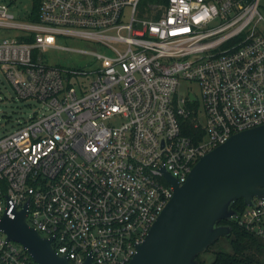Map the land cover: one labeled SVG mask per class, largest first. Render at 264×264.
<instances>
[{"label":"built area","instance_id":"obj_1","mask_svg":"<svg viewBox=\"0 0 264 264\" xmlns=\"http://www.w3.org/2000/svg\"><path fill=\"white\" fill-rule=\"evenodd\" d=\"M140 1L40 0L37 21L0 1V71L41 105L0 136V221L25 211L70 264H128L173 195L165 174L182 185L201 156L264 125L259 0H164L138 13ZM47 50L92 60L50 65ZM233 220L260 238L264 264V198ZM0 264L36 263L0 229Z\"/></svg>","mask_w":264,"mask_h":264},{"label":"water","instance_id":"obj_2","mask_svg":"<svg viewBox=\"0 0 264 264\" xmlns=\"http://www.w3.org/2000/svg\"><path fill=\"white\" fill-rule=\"evenodd\" d=\"M165 176L173 195L128 264H200L201 254L231 235V226L221 221L236 217L234 202L242 198L249 206L264 198V125L234 134L201 156L182 185ZM0 229L36 264H70L26 224L25 211L3 218Z\"/></svg>","mask_w":264,"mask_h":264},{"label":"rangeland","instance_id":"obj_3","mask_svg":"<svg viewBox=\"0 0 264 264\" xmlns=\"http://www.w3.org/2000/svg\"><path fill=\"white\" fill-rule=\"evenodd\" d=\"M149 3L147 0H141L139 2L137 11L144 13L143 6H147ZM14 9L18 13L24 12V16H27V12L31 10V0H19L14 4ZM16 6V7H15ZM258 10L264 18V0H259ZM64 44L80 49L82 51H96L97 47L89 45L85 42L67 41ZM47 62L50 65H63L66 67H80L88 68V63L92 60V56L83 53H69L59 52L55 50H47L45 52ZM189 86L196 91L197 85L194 83H188ZM186 83H182L180 91L183 93ZM41 105L34 100H21L18 99L9 81L5 75L0 71V136L11 132L16 126L23 122H27L35 115H40ZM223 251L227 253L232 252L230 241L227 237H220L208 251L199 256L200 264H210L213 260L214 252ZM262 259V258H261Z\"/></svg>","mask_w":264,"mask_h":264},{"label":"trees","instance_id":"obj_4","mask_svg":"<svg viewBox=\"0 0 264 264\" xmlns=\"http://www.w3.org/2000/svg\"><path fill=\"white\" fill-rule=\"evenodd\" d=\"M9 5L18 3L19 0H0ZM148 3H156L164 0H147ZM243 3L251 2L252 0H241ZM40 0H31V15L30 19L37 21L39 12ZM245 208L242 198H238L232 209L238 213ZM221 224H228L232 228L231 235L227 237L230 241L232 252L223 251L214 252L213 260L210 264H261L263 256V245L260 238L254 236L243 227L237 225L236 221L224 220ZM210 248V247H209ZM208 248V249H209ZM207 249V251H208ZM199 260V257H198Z\"/></svg>","mask_w":264,"mask_h":264}]
</instances>
